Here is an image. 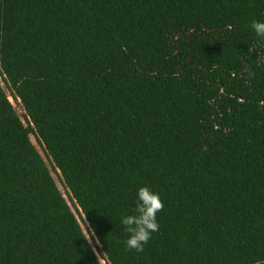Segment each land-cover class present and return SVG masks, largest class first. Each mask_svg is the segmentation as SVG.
<instances>
[{"label":"trees","instance_id":"16d2710c","mask_svg":"<svg viewBox=\"0 0 264 264\" xmlns=\"http://www.w3.org/2000/svg\"><path fill=\"white\" fill-rule=\"evenodd\" d=\"M254 20L264 0H0V264H264ZM142 186L164 208L138 253Z\"/></svg>","mask_w":264,"mask_h":264},{"label":"clouds","instance_id":"9594fccd","mask_svg":"<svg viewBox=\"0 0 264 264\" xmlns=\"http://www.w3.org/2000/svg\"><path fill=\"white\" fill-rule=\"evenodd\" d=\"M251 28L261 40H264V22L254 20L251 23ZM163 208L164 204L158 193H154L147 186L138 189L136 206L133 210L134 214L121 217V223L129 234L124 241L126 250L131 251L134 249L138 253L144 251V245L151 239V234L159 231L157 213L162 211ZM94 235V231L91 233L87 231L85 240L91 243ZM96 243L99 244L100 241L97 239ZM93 251L95 252V248H93Z\"/></svg>","mask_w":264,"mask_h":264},{"label":"rangeland","instance_id":"374dc122","mask_svg":"<svg viewBox=\"0 0 264 264\" xmlns=\"http://www.w3.org/2000/svg\"><path fill=\"white\" fill-rule=\"evenodd\" d=\"M0 80H1V77H0ZM9 100L13 103V105L15 106V108H16V111L19 113V114H21V113H23V109H22V107L18 104V103H15V102H13V99L9 96ZM102 262H104V261H102Z\"/></svg>","mask_w":264,"mask_h":264}]
</instances>
